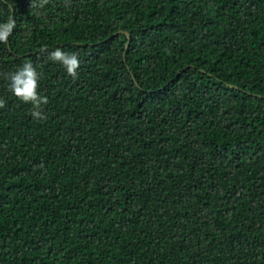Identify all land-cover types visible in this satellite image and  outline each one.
<instances>
[{
    "label": "trees",
    "instance_id": "1",
    "mask_svg": "<svg viewBox=\"0 0 264 264\" xmlns=\"http://www.w3.org/2000/svg\"><path fill=\"white\" fill-rule=\"evenodd\" d=\"M9 18L0 264H264V0H0ZM25 62L43 121L8 90Z\"/></svg>",
    "mask_w": 264,
    "mask_h": 264
},
{
    "label": "clouds",
    "instance_id": "2",
    "mask_svg": "<svg viewBox=\"0 0 264 264\" xmlns=\"http://www.w3.org/2000/svg\"><path fill=\"white\" fill-rule=\"evenodd\" d=\"M48 0H30L31 9H42ZM39 15L40 13H36ZM16 28V21L9 18L6 22L0 23V43H7L9 37ZM42 51H47L46 48ZM48 59L54 63H58L73 79L77 77L80 61L75 53L64 52L60 48L51 52ZM8 90L21 103L30 104L32 106L30 115L34 120L43 121L47 117L44 113L43 106L49 103L47 96H42L38 92L40 74L37 73L31 62H25L17 71L8 73L7 75ZM6 107V101L0 98V109Z\"/></svg>",
    "mask_w": 264,
    "mask_h": 264
}]
</instances>
